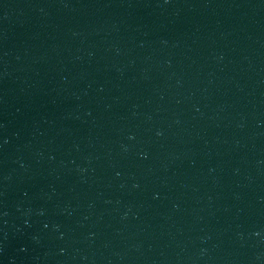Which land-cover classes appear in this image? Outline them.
<instances>
[{
  "label": "water",
  "instance_id": "1",
  "mask_svg": "<svg viewBox=\"0 0 264 264\" xmlns=\"http://www.w3.org/2000/svg\"><path fill=\"white\" fill-rule=\"evenodd\" d=\"M0 264H264V0H0Z\"/></svg>",
  "mask_w": 264,
  "mask_h": 264
}]
</instances>
